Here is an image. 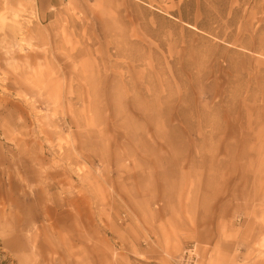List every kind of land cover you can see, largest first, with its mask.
<instances>
[{
  "label": "rangeland",
  "instance_id": "obj_1",
  "mask_svg": "<svg viewBox=\"0 0 264 264\" xmlns=\"http://www.w3.org/2000/svg\"><path fill=\"white\" fill-rule=\"evenodd\" d=\"M189 249L264 264V0H0V264Z\"/></svg>",
  "mask_w": 264,
  "mask_h": 264
},
{
  "label": "built area",
  "instance_id": "obj_2",
  "mask_svg": "<svg viewBox=\"0 0 264 264\" xmlns=\"http://www.w3.org/2000/svg\"><path fill=\"white\" fill-rule=\"evenodd\" d=\"M194 260V251L193 249H189L179 260H177L176 264H195Z\"/></svg>",
  "mask_w": 264,
  "mask_h": 264
},
{
  "label": "bare ground",
  "instance_id": "obj_3",
  "mask_svg": "<svg viewBox=\"0 0 264 264\" xmlns=\"http://www.w3.org/2000/svg\"><path fill=\"white\" fill-rule=\"evenodd\" d=\"M21 217V216H20ZM17 218V217H16ZM20 221V220H19ZM21 222V221H20Z\"/></svg>",
  "mask_w": 264,
  "mask_h": 264
}]
</instances>
